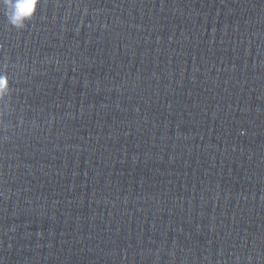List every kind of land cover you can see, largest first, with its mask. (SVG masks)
<instances>
[{"label":"water","instance_id":"1","mask_svg":"<svg viewBox=\"0 0 264 264\" xmlns=\"http://www.w3.org/2000/svg\"><path fill=\"white\" fill-rule=\"evenodd\" d=\"M5 70L0 264H264V0L0 3Z\"/></svg>","mask_w":264,"mask_h":264},{"label":"clouds","instance_id":"2","mask_svg":"<svg viewBox=\"0 0 264 264\" xmlns=\"http://www.w3.org/2000/svg\"><path fill=\"white\" fill-rule=\"evenodd\" d=\"M0 3L4 6L8 25L20 30L26 27V22L32 21L35 17L40 0H0ZM4 67L6 69L7 64ZM9 92V76L5 70L0 72V99ZM2 119L3 113L0 112V120Z\"/></svg>","mask_w":264,"mask_h":264}]
</instances>
